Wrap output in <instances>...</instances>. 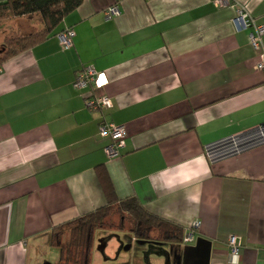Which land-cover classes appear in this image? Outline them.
<instances>
[{
	"label": "crops",
	"instance_id": "crops-1",
	"mask_svg": "<svg viewBox=\"0 0 264 264\" xmlns=\"http://www.w3.org/2000/svg\"><path fill=\"white\" fill-rule=\"evenodd\" d=\"M233 1L264 23V0ZM113 4L121 14L107 19ZM37 15L6 20L30 33ZM235 16L210 0H84L0 67V264H51L55 229L106 204L98 166L119 199L136 197L183 237L200 222L193 242L145 240L158 254L129 264H264V71ZM66 28L69 49L56 35ZM86 65L106 73L111 108L91 110L90 89L74 88ZM104 117L126 127L119 156L106 153Z\"/></svg>",
	"mask_w": 264,
	"mask_h": 264
},
{
	"label": "trees",
	"instance_id": "trees-1",
	"mask_svg": "<svg viewBox=\"0 0 264 264\" xmlns=\"http://www.w3.org/2000/svg\"><path fill=\"white\" fill-rule=\"evenodd\" d=\"M83 1L0 0V21L9 17L38 14L43 23L40 29L30 33H19L8 39L5 50L0 52V67L15 55L47 40L55 33L64 18ZM96 174L105 194L106 204L55 229L53 233L55 238H58L65 227H69L71 231V238L66 245L59 240L57 242L60 250L59 264H67L70 261L73 264H92L90 254L93 233L103 228L105 220L115 212L122 214L124 222L128 221L132 225L129 231L139 239L164 242L183 240L184 229L181 226L148 211L136 197L119 199L104 166H98ZM151 233H158L159 237L154 238Z\"/></svg>",
	"mask_w": 264,
	"mask_h": 264
},
{
	"label": "built area",
	"instance_id": "built-area-1",
	"mask_svg": "<svg viewBox=\"0 0 264 264\" xmlns=\"http://www.w3.org/2000/svg\"><path fill=\"white\" fill-rule=\"evenodd\" d=\"M217 7L231 6L236 9L234 22L237 27L250 28L249 39L253 48L259 52L258 68L264 71V23H258L255 17L246 9L245 6L233 0H210ZM121 14L118 4H113L105 10L107 19L117 17ZM76 35L74 28H66L57 34L62 48L69 49L73 45V38ZM1 71V68H0ZM109 83V79L104 71H99L93 65L84 66L76 75L73 86L76 89H90V93L86 98V105L95 111H104L113 106L112 98L104 91ZM99 134L108 140L105 150L109 157H116L121 154V150L126 146L127 131L124 124H118L107 120L105 117L99 126ZM258 135L264 141V125L257 129ZM231 144V148L239 151V142L236 137L227 140ZM225 141V142H227ZM210 156V152H208ZM200 227V222H193L183 237L185 243L193 242L195 233ZM241 240L238 236H231L229 239V249L231 254V262H239V252Z\"/></svg>",
	"mask_w": 264,
	"mask_h": 264
},
{
	"label": "rangeland",
	"instance_id": "rangeland-1",
	"mask_svg": "<svg viewBox=\"0 0 264 264\" xmlns=\"http://www.w3.org/2000/svg\"><path fill=\"white\" fill-rule=\"evenodd\" d=\"M40 16H36V20ZM37 23V21H35ZM10 21L4 20L0 21V52H3L7 46V41L11 37L18 35L20 32H16L15 28L12 27ZM131 224L128 221L124 222V216L120 213H111V215L105 220V225L103 228L94 231L90 259L92 264H129V261L135 262L136 259H141L145 255L149 257L151 254L157 253L151 251V247L147 239H138L136 245L132 244V237H135L129 230L131 229ZM122 228V229H121ZM70 228L65 227L59 233L58 238L55 241L67 244L71 238ZM151 236L158 238V233H151ZM129 239V240H128ZM128 240V241H127ZM132 245L131 248L126 249V245ZM162 243V242H161ZM104 245L106 247L104 248ZM146 251H148L146 253ZM99 252V253H98ZM67 254V250L65 251ZM158 254V253H157ZM165 254V251L162 253ZM60 258L59 250L56 247H51V254L49 261L51 264H58ZM128 260V262H126ZM67 264H73L72 261ZM137 264H143L142 260H139Z\"/></svg>",
	"mask_w": 264,
	"mask_h": 264
}]
</instances>
